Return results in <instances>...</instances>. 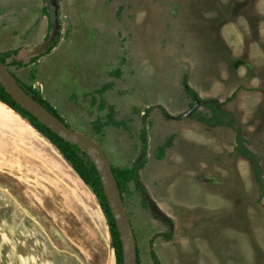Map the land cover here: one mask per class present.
I'll return each instance as SVG.
<instances>
[{"label": "rangeland", "instance_id": "374dc122", "mask_svg": "<svg viewBox=\"0 0 264 264\" xmlns=\"http://www.w3.org/2000/svg\"><path fill=\"white\" fill-rule=\"evenodd\" d=\"M58 2L59 43L39 59L51 36L47 0H0V58L21 50L8 63L28 66L10 71L100 144L112 167L143 162L146 195L134 182L124 194L140 264H154L151 251L160 264H264V0ZM185 78L200 100L223 104L241 134L201 122L211 115L201 101L191 113ZM9 133L0 126V157L10 156L0 159V264H27L35 254L41 264H84L71 247L93 231L113 251L100 204L74 187L69 164L61 159L64 167L40 181L34 167L45 159H14L28 146ZM240 144L258 160L259 183ZM38 186L60 190L56 201L45 204ZM146 197L172 220L173 233Z\"/></svg>", "mask_w": 264, "mask_h": 264}, {"label": "trees", "instance_id": "16d2710c", "mask_svg": "<svg viewBox=\"0 0 264 264\" xmlns=\"http://www.w3.org/2000/svg\"><path fill=\"white\" fill-rule=\"evenodd\" d=\"M46 15L50 18V21H51L50 26H49V31L52 34L53 26H54V12L50 5L46 10ZM47 39H48L49 47L48 49L42 50V52L39 54V59L49 55L52 52V50L57 47L59 43V39H57L54 43H50L49 37ZM18 53H19V50L7 52L1 56L0 61L5 66H7L9 69L11 68V66H15L20 69H22L23 67H27L28 66L27 64H24L18 60H13L12 62L8 63V60L16 58ZM31 61L32 63L37 62V60H34L33 58ZM16 79H17V83L28 95H30L33 99H35L37 102L43 105L49 112H51L59 120L65 123V120L59 115V113L48 102H46L42 98L40 92H38L37 90H34L33 88H29L25 86L17 77ZM183 84L185 87V91L190 97H192L193 99L198 98L200 100L197 93L188 84V78L184 79ZM102 92L103 91H100L98 93H102ZM200 101L204 106L208 107L207 109L211 112L210 118L202 119L201 122L209 125L210 126L209 128L211 129L216 128V127H227V128L232 127V128H235L237 134H241L242 129L237 125V122L235 120L231 119V114L224 108L223 104H221L218 101L213 102L212 100L211 101L200 100ZM0 106L12 112L13 114L17 113L20 117H22L25 121H27L36 130V132L41 134L52 145H54L59 150V152L62 154L64 160L72 168L74 175H76L77 178L85 184V186L89 187V189L95 195L98 203L100 204L104 217L106 219V222H107V225L110 231V235H111V246L114 251L116 264H123L122 244H121L120 234H119L116 222L114 220V217L111 213L108 201L106 199L100 176L94 164L92 163L90 157L87 154H85L79 147L72 145L64 141L57 135H55L46 126H44L38 120H36L30 113L23 110L6 93V91L4 90L1 84H0ZM8 107L11 110H13L15 113L9 110ZM197 113L198 112H196V115ZM17 114L15 115L18 117ZM148 115H149V110L147 111V116L145 120H147ZM164 115H167V113L164 112ZM224 116L229 117V120L224 121ZM19 119L22 121L21 118ZM115 125L117 126V124ZM141 138H142V143H143L141 154L145 159L146 154H147V148H148V139H147L148 135H147V131L145 128H143ZM239 143H241L240 140H239ZM238 152L239 154L246 157L251 162L253 169L257 172L256 174L257 182L259 183L261 181V172L259 170L258 160L256 159V157L252 154V152L245 149L242 144L239 145ZM142 168H143V162L139 164L136 163L132 169H119V168L113 167V172L116 176V179H117V182H118L123 198H124L125 190L128 188V185L131 182H134L136 186L140 189L141 193L146 195V190L141 185V182H140L141 177H140L139 172L141 171ZM79 183L80 181L78 182V184L75 183L76 185L74 187L78 189L80 187ZM144 202L148 206V202L146 200H144ZM151 258L154 261V264H160V261L156 253L153 251H151ZM138 264H140L139 250H138Z\"/></svg>", "mask_w": 264, "mask_h": 264}, {"label": "water", "instance_id": "95a60500", "mask_svg": "<svg viewBox=\"0 0 264 264\" xmlns=\"http://www.w3.org/2000/svg\"><path fill=\"white\" fill-rule=\"evenodd\" d=\"M47 2L52 7L54 12V29L50 39V43H54L59 38L61 32V25L59 21L60 7L58 0H47ZM44 48L47 49V46H45ZM0 84L3 86L6 93L23 110L30 113L36 120L46 126L55 135H57L64 141L79 147L85 154L90 157L100 176L106 199L108 201L111 213L114 217L120 234L123 264H138V247L134 227L129 218L124 198L119 188L116 176L113 172L112 164L101 145L98 144L94 139L68 127L66 123L59 120L43 105H41L30 95H28L17 83L16 76H14L10 69L1 61ZM195 102L196 106L191 111V113L194 112V110L199 106V100L196 99ZM20 118L24 120L22 117ZM29 127L31 134H33L34 136L35 134H38L43 139H45L41 134L36 132V130L30 124ZM147 200L152 212L156 216L162 218V220L169 225L170 232L173 233L175 230V226L172 220L165 214H163L154 202L150 201L148 198Z\"/></svg>", "mask_w": 264, "mask_h": 264}, {"label": "crops", "instance_id": "0c3cea01", "mask_svg": "<svg viewBox=\"0 0 264 264\" xmlns=\"http://www.w3.org/2000/svg\"><path fill=\"white\" fill-rule=\"evenodd\" d=\"M0 33L4 34L3 29L0 30ZM225 42L228 44L227 40H225ZM15 50H18V49L17 48L16 49H8V50L4 51V53L10 52V51H15ZM32 50L33 49H31V51ZM19 51H21V50H19ZM18 117L15 114H13L12 112H10V111H8V110H6L0 106V126L8 129L10 131V133L8 135L17 136V138L22 140V142L27 144V146H28V147H25L27 149H24V151H21L19 153H15L16 157L14 159L21 161L23 164H31L33 154L34 155L37 154L38 156H42L45 159V161L48 162V164L42 158L43 161L45 162V165H41V164H40L41 166L36 165L34 167V169H37L38 172L41 173L40 176H44V178L39 177L38 179L42 182H47L49 180V178H52V176L50 174H48L49 172L54 171V169H56V168L61 169L64 167L65 164L63 162H61V159L62 160H64V159L61 158L62 157L60 155L61 153L54 147V145H52L50 143V144H48L49 147L47 148L43 142H40V140L46 141V142H47V140L43 139L38 134H37V136H34L33 134H31L29 132L30 128H29L28 122L25 120H22L23 121L22 122L19 119L20 117L19 118ZM7 122L11 123L12 125L10 127L4 126L7 124ZM12 126H14L15 129H12L11 128ZM0 137L3 138V135L0 134ZM5 146H7V144H5ZM0 159L8 160V159H10V156L7 155L5 157V155H3V158H0ZM46 172H48V173H46ZM55 179L51 180V182L53 183V186L57 183V181ZM79 181H80V184H79L80 187L78 188V190H80L82 195L85 191L94 195L92 193V191L89 189V187L85 186V184L81 180H79L78 178L73 180V182L76 184H78ZM33 183H34V181H33ZM35 191L39 196L41 195V197L45 200L44 203L48 204L49 202L56 201V200L52 199L53 195H54V193L59 192L60 190L54 191V189H49V186L46 189H45V187H39L38 186V187H36ZM22 196H23V194H22ZM51 213L59 215L56 210H54V211L51 210ZM74 243L76 244L77 247L76 246L71 247L73 249V251H71L72 252L71 257L78 258V260L80 262H83L84 264H116L114 251H111V250L108 251V248L104 247L102 236H101L99 231H93V232H91L85 236L76 235ZM36 255L37 254L34 255V259H31V261H26L27 264L29 262L31 264H41V262L43 260L41 258V255L40 254L38 256H36ZM14 262H15V264L17 263L16 261L11 260V259L5 260L6 264H14Z\"/></svg>", "mask_w": 264, "mask_h": 264}, {"label": "flooded vegetation", "instance_id": "af4514ba", "mask_svg": "<svg viewBox=\"0 0 264 264\" xmlns=\"http://www.w3.org/2000/svg\"><path fill=\"white\" fill-rule=\"evenodd\" d=\"M59 3V2H58ZM60 7V6H59ZM59 21H60V15H59ZM60 25H61V22H60ZM53 29H54V26H53ZM52 33H53V31H52ZM51 36H52V34H51ZM51 36H50V39H51ZM59 38H60V35H59ZM58 38V39H59ZM50 41V40H49ZM47 46V45H46ZM44 49H46V48H44ZM47 49H48V47H47ZM43 50V49H42ZM196 100V98H194V101ZM197 100H199L198 98H197ZM199 102H200V100H199ZM195 103V105H194V108H195V106H196V102H194ZM199 107V106H198ZM197 109V108H196ZM196 109L194 110V111H196ZM64 119V118H63ZM67 121L65 120V123H66ZM67 125V124H66ZM69 126V125H68ZM243 145V144H242ZM238 147H239V145H238ZM238 147H237V150H238ZM244 147V146H243ZM241 157H243L242 155H240ZM251 165V164H250ZM252 166V165H251ZM252 168H253V166H252ZM149 206V205H148ZM150 208V207H149ZM109 233H110V231H109ZM111 236V235H110Z\"/></svg>", "mask_w": 264, "mask_h": 264}]
</instances>
